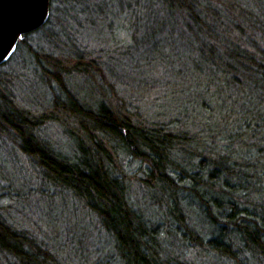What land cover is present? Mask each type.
<instances>
[{"label": "trees", "instance_id": "obj_1", "mask_svg": "<svg viewBox=\"0 0 264 264\" xmlns=\"http://www.w3.org/2000/svg\"><path fill=\"white\" fill-rule=\"evenodd\" d=\"M63 1L66 11L83 0ZM95 2L86 0L87 21L106 23L108 12ZM146 2L158 6L164 22L179 25L177 33L161 34L195 45L189 62L205 82L192 93L190 108H165L157 83L147 84L146 105L119 95L122 73L101 66L108 56L86 52L72 63L30 46L38 72L61 93L46 109H28L1 74L12 59L0 66V140L31 164L42 194L69 195L95 215L121 264H207V258L264 264V0ZM152 16L140 11L136 18ZM141 29L134 27L136 49L151 40ZM140 53H123L121 62ZM170 57L148 58L145 69L161 60L164 73L182 75L184 58ZM75 73L101 80L102 99L81 102L67 83ZM48 125L62 130L70 151L43 137ZM128 157L145 166L142 176L127 173ZM132 184L142 207L131 201ZM12 208L0 205V261L62 264L11 218Z\"/></svg>", "mask_w": 264, "mask_h": 264}, {"label": "rangeland", "instance_id": "obj_2", "mask_svg": "<svg viewBox=\"0 0 264 264\" xmlns=\"http://www.w3.org/2000/svg\"><path fill=\"white\" fill-rule=\"evenodd\" d=\"M96 2L108 12L106 23L98 21L92 24L87 21L90 16L86 15V0L68 4L66 11L64 7H57L53 10L47 28L32 33L12 60L2 68V76L7 74L6 78L10 80L20 103L36 112L50 106L55 94L61 93L57 84H48L38 72L39 67L29 51L32 46L55 57L68 58L72 63L81 54L86 58V52L108 56L107 60L104 58L106 62L101 61V66L104 71L110 72L115 67L117 75L122 73V87L116 86L119 95L137 97L140 104L146 105L150 95L147 84L157 83L156 92L160 94L158 98L165 108L180 111L190 108L192 93L197 88L200 90L199 83L204 81L189 62V56L196 53L195 45L189 40H182L177 34L171 40L164 35L167 33L161 34L164 29L166 32L174 29L177 33L179 25L160 19L158 6L146 0ZM60 3L65 5L63 0ZM140 11H148L153 16L150 20H138L136 15ZM137 26L142 27V34L146 31L151 38L150 42L138 49L134 41V27ZM138 52L141 53L135 60L128 57L121 62L123 53ZM163 55L176 60L184 58L186 65L183 66V74L177 75V69L169 74L164 73L162 65L165 63L161 60L150 67L157 66L159 73L153 74L152 69H145L149 65L146 59ZM42 63H46L45 59H42ZM67 83L84 104L102 99L101 80L86 81V75L75 73L67 76ZM43 137L54 149L71 150L69 139L55 125H48ZM11 149L0 140V205L13 206L11 218L24 228H30L39 240L45 241L62 264H121L108 233L102 229L95 215L69 195L48 198L42 194L38 190V181L33 175L31 164L17 150ZM125 161L128 174L142 176L144 165L130 157ZM130 192L131 201L136 207H142L137 202V199L141 202V198L134 184ZM207 260V264H214L210 258ZM0 264L4 263L0 261Z\"/></svg>", "mask_w": 264, "mask_h": 264}, {"label": "snow or ice", "instance_id": "obj_3", "mask_svg": "<svg viewBox=\"0 0 264 264\" xmlns=\"http://www.w3.org/2000/svg\"><path fill=\"white\" fill-rule=\"evenodd\" d=\"M64 6L60 3V0H29L27 13L9 30V39H5L3 24L0 22V59H7L15 54L16 48L13 47V44L17 40L25 39V37L20 35V32L24 31L23 25L31 24L35 26L40 24L46 12L51 16L54 9Z\"/></svg>", "mask_w": 264, "mask_h": 264}, {"label": "water", "instance_id": "obj_4", "mask_svg": "<svg viewBox=\"0 0 264 264\" xmlns=\"http://www.w3.org/2000/svg\"><path fill=\"white\" fill-rule=\"evenodd\" d=\"M49 7H51V5H49ZM28 8L29 0H0V22H2L3 24L5 39L10 38L9 30L25 16ZM49 18L50 16L46 12L43 21L40 24H37L35 26L31 24L23 25L24 31H21L20 35L24 37L25 35L38 30L48 22ZM19 42L20 40H17L13 44V47H15L16 50ZM12 56L7 59H0V66L8 62Z\"/></svg>", "mask_w": 264, "mask_h": 264}]
</instances>
